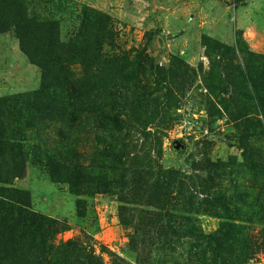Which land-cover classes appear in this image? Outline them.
<instances>
[{"label":"rangeland","instance_id":"rangeland-1","mask_svg":"<svg viewBox=\"0 0 264 264\" xmlns=\"http://www.w3.org/2000/svg\"><path fill=\"white\" fill-rule=\"evenodd\" d=\"M13 1L0 0V217L21 199L50 218L59 264H264V0H20L47 58L38 21L68 43L104 16L100 59L117 68L97 89L101 62L88 70L79 55L68 73L95 108L36 130L15 108L38 115L25 103L44 72L21 47ZM61 128L81 155L70 183L11 151L53 146Z\"/></svg>","mask_w":264,"mask_h":264},{"label":"trees","instance_id":"trees-1","mask_svg":"<svg viewBox=\"0 0 264 264\" xmlns=\"http://www.w3.org/2000/svg\"><path fill=\"white\" fill-rule=\"evenodd\" d=\"M19 2L20 0L13 1L14 10L11 14V23L15 27L24 53L33 62L40 64L44 72L40 89L34 95L27 96L28 102L31 104L25 103L26 106L31 107L30 109H36L39 112L38 115H35V113L29 114V110L22 113L21 108L17 106L15 109L18 112L19 120L27 128L33 130L39 128L42 122H45L44 125L50 123L49 120L51 119H59L60 122L64 123L68 121L71 128L75 121L79 120L82 124V122L88 120L87 112L95 108L93 102L96 100L91 96V93L95 96L94 90L89 91L86 95L88 101L93 103V107L88 108L87 105H81L84 93L79 90V86L85 83V80L77 79L83 82L73 80L68 73L67 65L78 60L79 55L84 60L85 58L89 60V62H86L88 70H91L98 62L102 61L100 59V38L106 27L104 16H100L101 20L97 25H81L76 38L68 43L61 41L56 27H48L47 22L38 21L34 25H38L37 27L42 30L40 32L51 40V45L56 52L54 57L47 58L45 55L37 53L39 49L30 39V33L33 32L29 28L31 26L27 25L30 21L23 15L21 10H18V5H21V2ZM90 16L96 17L97 14L88 15L86 12L84 22ZM87 29L90 30L88 35L91 40L89 42L82 41L79 37L87 35ZM85 52L84 57L83 53ZM106 67L109 72H106ZM116 70L114 61L105 60L101 62L97 68L98 75H95V78L92 77L96 88L109 90L117 76L115 74L114 77L109 78L108 73ZM154 73L158 80H162L157 70ZM95 112L98 114L100 111ZM57 136L58 138L53 146L44 145L43 140L42 148L32 143V146L27 147L26 150L23 145L16 144L11 151L15 159L21 163L24 161V156L33 155L36 161L43 163L44 167L48 169L52 178L58 182L70 183V180L75 178L78 173L76 171L80 166L81 155L76 148L77 142L70 138L67 133H63L62 128ZM72 160L76 162L75 172L70 171V167L67 165ZM20 200L15 199L16 204L12 205L9 211L3 208L4 212L0 217V233H2L0 239L3 236L7 238L5 243L0 240V264H59L61 262L59 255L50 241V238L54 236L51 232L54 231L50 224L51 219L34 212L27 207V203ZM240 229L241 227H239ZM72 245L74 244L72 243ZM92 257V255L84 256L88 262L94 260Z\"/></svg>","mask_w":264,"mask_h":264}]
</instances>
